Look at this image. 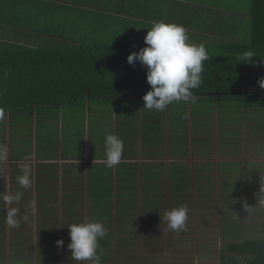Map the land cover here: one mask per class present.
<instances>
[{"label": "crops", "instance_id": "crops-1", "mask_svg": "<svg viewBox=\"0 0 264 264\" xmlns=\"http://www.w3.org/2000/svg\"><path fill=\"white\" fill-rule=\"evenodd\" d=\"M251 13V0H0V49H49L74 43L146 45L148 29L158 21L182 24L191 41L201 42L206 36L239 40L252 28ZM121 35L126 39L120 40ZM106 111H98L94 117L81 114L76 119L72 115L68 118L62 110L61 115H55L39 109L22 121H15L8 112L0 113V145L7 149L6 157L0 160V242L7 243L8 250L11 243L26 242L36 255L41 239L51 243L53 258L59 264L71 253L69 224L106 221L112 234L118 218L123 219L117 212L124 203L136 206L128 218L134 222L144 211L156 215L163 209V202L144 206L149 202L145 194L162 193V184L156 190H145L151 185L144 187V165L161 164L164 181L170 165L186 164L191 147L181 156L172 153L166 140L152 149L157 155L145 158L148 149L144 148L141 124H135L136 131H132L128 124L122 126L111 110L110 117L99 119L98 113ZM39 125L42 130L37 129ZM106 130L123 143L121 160L111 168L106 166L102 145ZM164 133L168 135V129ZM22 166L28 169V187L18 180L25 174ZM183 171L188 172L187 168ZM185 176L190 179L188 173ZM123 193L130 196L129 201L121 198ZM12 211L18 227L8 223ZM42 225L49 226L48 230ZM132 233L140 235L136 229ZM61 239L64 243L58 246Z\"/></svg>", "mask_w": 264, "mask_h": 264}, {"label": "trees", "instance_id": "trees-1", "mask_svg": "<svg viewBox=\"0 0 264 264\" xmlns=\"http://www.w3.org/2000/svg\"><path fill=\"white\" fill-rule=\"evenodd\" d=\"M251 1L252 28L248 35L232 41L225 36L226 39L217 36L215 40L208 37V40L201 42L191 41L197 45L203 44L209 56L204 62L203 82L199 88L193 90L195 102L173 103L164 111L144 108L143 97L151 90V85L147 82V68L139 61L135 65L129 64L127 58L131 53L138 52L147 45L74 43L60 44L49 49L12 46L0 49V113L8 112L11 117L18 118L28 117L29 113L39 109L55 115L57 113L61 115L59 111L62 110L68 118L72 115L77 119L81 114L84 117L92 115L94 117L95 111L101 112L109 108L117 113V121L122 126L128 124L127 128L136 131L135 124H141L144 148L148 149V151L145 149L143 154L145 158L157 155L152 149H158L166 140L171 146L172 153H187L190 145L193 154H199L198 152L203 149V152H206V148L213 147L216 137L220 136L221 141L225 140L218 126L220 122L232 125V129L228 130L232 133H236L237 129H234L236 125L245 122L248 139L250 135L251 138L256 135V139L264 140V88L259 83L264 79V0ZM247 51L255 54L252 62H239L238 56ZM211 110L220 117V122L213 117V113L209 114ZM107 114L109 111L103 113L102 117H110L106 116ZM207 114L213 119L211 130L207 126ZM165 129H168V135H165ZM240 129L242 132L243 128ZM241 135L242 133L239 136ZM201 136L202 139L199 141ZM235 143L237 147L240 146L238 136ZM161 166L145 163L144 187L145 184L151 185L150 188L145 187V190H151L152 187L156 190L161 187L165 172V168ZM207 166L194 168L195 174L190 180L183 171L187 168L186 164L174 162L170 165L167 169L169 176L167 175L166 182L170 183L172 206L188 207L189 202L194 200L196 206L193 207V211L208 210L209 203L210 205L212 203L210 198L214 196L205 191L204 185L213 183L216 176L214 173H206L209 170ZM236 167L238 169V166ZM227 170L231 172L227 171L226 176L224 173L220 174L222 179L219 182L223 188L221 202L226 208L228 219L232 221L236 219L238 208L243 202L249 207L258 206L256 204L264 200V193L259 189L250 190L251 185L255 184V176L249 177L247 191L241 187V175L236 182L237 177L231 174L234 170L230 167H227ZM192 181L197 185L194 199L189 197L186 189ZM158 196L161 204L163 196L161 194ZM126 197L129 201L128 194H121V198ZM135 207L124 203L117 212L123 219L118 218V227L112 228V234L108 233L100 242L107 252V255L102 257V264L109 263L113 256V254L109 256L112 251L127 248L128 246H124L125 243L131 245L135 243L136 237L132 230L135 231L136 222L128 219ZM43 227L46 230L49 228ZM227 227L225 226L223 230L225 236L219 254L220 264H264V235L240 240L237 231L233 229V223L230 222ZM169 232L180 240L185 233L170 230ZM37 244V254H34L36 264H56L57 260L53 257L41 256L43 253L55 254L51 243L41 242L40 239ZM10 245L13 251L11 262L15 257L27 258L33 254L26 242ZM11 250H8L7 243L0 242V264H7ZM129 250L130 248L127 252ZM68 256L67 263L75 264L76 261L71 259V253Z\"/></svg>", "mask_w": 264, "mask_h": 264}, {"label": "rangeland", "instance_id": "rangeland-1", "mask_svg": "<svg viewBox=\"0 0 264 264\" xmlns=\"http://www.w3.org/2000/svg\"><path fill=\"white\" fill-rule=\"evenodd\" d=\"M206 37L210 39V36ZM121 39H126V36L124 37V35H121L120 40ZM190 40L192 39L190 38ZM202 106H204V103ZM106 110L109 111L110 109L108 108ZM210 112L209 114L213 113V117L220 122V117L217 116L214 111L212 112L211 110ZM94 113L96 114V111ZM97 116L99 119H103L101 113H98ZM106 116H109V114ZM1 117H5V115H1ZM23 118V116H20L16 118L15 121H22L21 119ZM207 118L208 129L211 130L213 119L209 117L208 114ZM194 119L195 117H193V122ZM218 126L220 127L221 134H224L225 140L221 141L220 136L219 138L216 137L213 147H210L211 149L206 148V152H203V149L198 152L199 154H193L191 151L190 155L186 158L187 173L190 180L195 174L194 168L206 167L207 164L209 170L206 173H214L216 176L213 183H206L204 185L205 191L210 192L214 196L210 198L212 203L211 205L209 203L208 210L193 211L196 202L191 200L188 206L189 230L183 234L182 240L177 239V236L169 232L167 222L163 219L167 211L179 207L172 206L173 201L169 189L170 183L166 182L165 179L162 182L161 188L164 210L162 209L160 212L158 211L155 213L156 215L159 213L161 218L159 219L156 215H152L153 213L150 210H147V212L144 211V218L141 217L136 222V232H140V235H136L135 243L132 245L125 243L124 246H128L127 248H121L120 251H112L109 256L112 254L113 256L107 264H220L219 254L224 243L223 236H225L223 230L230 222L233 223V229L237 231V237L240 240L257 237L262 234L264 235V203L260 202L256 204L258 206L249 207L243 202L240 208H238L236 219L231 221L228 219L225 213L226 208H224L221 202L223 188L220 187L221 183L219 182L222 179L220 174L224 173V176H226L227 171L231 172L227 170V167H230L234 172H238L231 173L233 176L237 177L235 179L236 182L239 181L238 177L241 175L240 182L242 183V189L247 190V185L249 186L250 184L249 177L255 176V184L251 185L252 189L250 190L256 191L259 189L261 193H264V183H259V181L264 182V140L259 138L256 139V135L252 138L250 135L249 140L248 133L245 131V122H241L239 126L236 125L234 127V129H237L236 133L228 131L232 129V125L221 124L220 122ZM240 128H243L242 132ZM37 129L42 130V126L39 125ZM109 132L108 130L107 133ZM241 133L242 135L239 136ZM202 136L199 141H201ZM237 136L238 143H240L239 147H237L235 143ZM223 142H226V146L222 144ZM102 145L106 151L105 141H103ZM190 147L192 149L191 145ZM236 166H238V169ZM196 188L197 185H194L193 181L186 187L189 197H192L191 199H194L193 196H196ZM247 191H249V189ZM145 198H147L149 202L148 205L144 204V206H152L154 202V206H159L160 204V196L158 195L153 196L152 194H147ZM142 232H144V236H141ZM129 248L130 250L127 252ZM19 250L20 247L18 246L17 251ZM12 253L13 251H11L8 256L7 264H25L24 259H18L16 257L14 258L15 260L11 262L13 259L11 256ZM30 256V263L28 264H36L37 261L34 257V252ZM41 256L44 258L45 256L51 258L54 257L55 254L44 253L41 254ZM59 264L70 263H67V259L64 257L59 260ZM75 264L90 263L89 261H76Z\"/></svg>", "mask_w": 264, "mask_h": 264}, {"label": "clouds", "instance_id": "clouds-1", "mask_svg": "<svg viewBox=\"0 0 264 264\" xmlns=\"http://www.w3.org/2000/svg\"><path fill=\"white\" fill-rule=\"evenodd\" d=\"M144 39L147 46L131 53L127 58L129 64L135 65L139 61L147 68V82L151 85V90L143 97L144 108L164 111L173 103L195 102L196 96L193 90L201 86L204 62L209 59L205 46L191 42L188 31L182 24L165 21L155 22L148 29ZM253 57L255 54L247 51L238 56V61L252 62ZM259 83L264 88V79ZM105 148L106 166L111 168L119 164L123 150L120 138L107 133ZM6 155V147L0 145V160ZM22 171L25 174L18 178L19 183L28 187L27 167L22 166ZM261 203H264V200ZM188 211L187 205L167 211L163 219L167 222L168 229L175 233L187 232ZM15 215V211H12L8 216V223L12 227L19 226V221L14 219ZM106 225V221L97 219L69 224L68 248L71 251V259L102 264V257L107 255V252L100 241L109 233ZM63 243L62 239L57 241L58 246H62Z\"/></svg>", "mask_w": 264, "mask_h": 264}]
</instances>
